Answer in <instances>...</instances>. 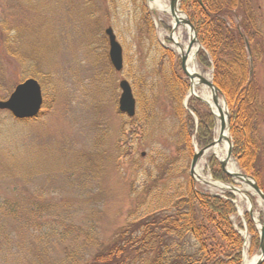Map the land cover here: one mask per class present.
Here are the masks:
<instances>
[{
    "label": "rangeland",
    "instance_id": "obj_1",
    "mask_svg": "<svg viewBox=\"0 0 264 264\" xmlns=\"http://www.w3.org/2000/svg\"><path fill=\"white\" fill-rule=\"evenodd\" d=\"M256 1L264 14V0ZM107 26L122 47L120 72L108 60ZM161 26L170 30L166 23ZM183 38H188L185 32ZM254 61L263 102L257 133L264 151V57ZM196 66L203 76L212 75L197 59ZM173 72L189 89L179 56L163 44L146 0H0V100L29 76L39 81L44 97L42 115L30 120L0 110V264H58L63 247L76 250L90 236L107 241L131 212L147 205L146 184L160 158L177 159L175 166L183 165V177H189L192 154L200 149L197 118L184 107V94L179 106L193 122L188 146L168 84ZM121 79L129 82L135 99L132 120L117 108ZM219 98L230 119L221 92ZM202 104L197 107L210 113ZM230 142L232 151L231 136ZM212 159L204 169L210 177ZM262 165L264 182V157ZM230 181L223 183L240 187ZM193 182L210 194L229 193ZM241 193L243 199L232 195L235 213L230 218L243 239L241 255L252 258L259 251L254 220L263 222L264 205L250 189ZM246 196L255 247L244 214Z\"/></svg>",
    "mask_w": 264,
    "mask_h": 264
},
{
    "label": "trees",
    "instance_id": "obj_2",
    "mask_svg": "<svg viewBox=\"0 0 264 264\" xmlns=\"http://www.w3.org/2000/svg\"><path fill=\"white\" fill-rule=\"evenodd\" d=\"M179 8L187 14L202 46L197 61L203 69H212V81L228 104L232 155L241 171L253 176L264 192V151L257 133L263 102L253 71L254 60L264 57L261 6L256 0H180ZM6 51L16 55L8 48ZM168 84L178 104L176 114L184 128L183 139L189 146L193 122L179 106L188 85L174 72ZM192 103L189 108L197 118L195 139L203 147L212 141L215 123L205 107H197L204 106L201 102ZM177 162L159 159L146 184L145 197L150 195L147 205L131 212L132 217L107 241L90 236L76 250L63 247L58 264H241L243 239L230 218L235 213L233 196L200 190L190 177H183L184 166L176 167ZM217 163L212 159L213 179L230 183ZM245 217L253 235L247 212ZM62 226L73 231L76 228L72 224ZM55 233L51 228V235ZM256 244L253 235L252 247ZM38 255L41 262V253Z\"/></svg>",
    "mask_w": 264,
    "mask_h": 264
},
{
    "label": "bare ground",
    "instance_id": "obj_3",
    "mask_svg": "<svg viewBox=\"0 0 264 264\" xmlns=\"http://www.w3.org/2000/svg\"><path fill=\"white\" fill-rule=\"evenodd\" d=\"M146 5L150 11L158 35L165 47L178 56H185L184 66L190 78V87L187 98H198L200 101L204 102L209 107L217 121L214 131V144L200 153L198 161L194 167V176L199 181L209 186L223 190H232L230 186L213 181L210 176L205 175L204 169L208 158L214 156L219 161L225 163V169L232 174L233 180L240 185V187L237 188L238 190L233 191L239 196V199H243L241 189H250V187L245 179H241L238 176L239 168L232 156H229L227 153L229 147V133L226 121V108L220 98L217 99L216 103L213 102L212 89L200 81V76H202V74L196 66L195 59L199 47L193 38L192 31H190L188 26L183 23L185 15L179 11L178 3H175L173 11L171 12L170 0H146ZM161 23L169 25L170 30H164ZM184 32L188 35L187 39L183 38ZM202 77L209 81L211 76L210 74H206ZM221 118H223L225 125L222 131H220ZM258 256L259 254L252 258L244 256L242 264H252L258 259Z\"/></svg>",
    "mask_w": 264,
    "mask_h": 264
},
{
    "label": "water",
    "instance_id": "obj_4",
    "mask_svg": "<svg viewBox=\"0 0 264 264\" xmlns=\"http://www.w3.org/2000/svg\"><path fill=\"white\" fill-rule=\"evenodd\" d=\"M178 0H170V7L171 12L173 11V8L175 6V3H177ZM185 25L188 26V29L192 31L193 38L197 42L198 46L200 47V44L197 40L195 30L189 21V19H185L183 21ZM104 33L107 37L108 41V58L109 61L114 68L115 71H120L122 69V47L120 43L117 41L116 36L110 26L106 27L104 29ZM181 60V69L184 72L185 75L188 76L184 63H185V56L180 55ZM189 77V76H188ZM201 83L206 84L209 86L213 91V102H217V95L219 94L218 89L215 87V85L212 83V81H208L202 76H200ZM118 86L120 88V95L118 99V110L124 114H126L128 117H132L135 113V99L132 94L131 87L127 80L121 79L118 83ZM224 105L225 102L223 101ZM42 105V91L40 84L38 81L33 78L29 77L25 79L24 81L20 82L15 86L13 91L10 93L7 99L0 100V109L1 110H8L13 117L16 119H28L33 118L38 115L39 110ZM226 121L227 126L229 123V117L227 116L226 111ZM224 122L223 118L220 119V131L224 129ZM229 147H228V155H231V142L228 139ZM214 144V141H212L210 144L205 146L203 149L200 150V152H194L191 158L190 168H189V174L191 177L194 175V167L196 165V162L200 156V153L210 148ZM221 165V169L230 177H232V174L229 173L225 169V163L223 161H219ZM238 176L241 179H245L247 181V184L250 186L251 190L258 195L260 200L264 204V194L262 193L261 189L259 188L256 181L249 175H246L244 173H239ZM232 190H238L235 187H231ZM250 202V201H249ZM250 208V207H249ZM249 213L252 214L251 209H249ZM264 261V221L261 225H259V256L258 259H256L252 264H261V262Z\"/></svg>",
    "mask_w": 264,
    "mask_h": 264
}]
</instances>
